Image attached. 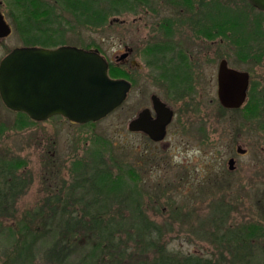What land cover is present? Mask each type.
Segmentation results:
<instances>
[{"label": "rangeland", "instance_id": "obj_1", "mask_svg": "<svg viewBox=\"0 0 264 264\" xmlns=\"http://www.w3.org/2000/svg\"><path fill=\"white\" fill-rule=\"evenodd\" d=\"M63 2L25 0L19 7L13 6L14 29L7 42L20 45L21 30L27 21L29 27L33 26L28 36L35 43L58 35L62 44L97 50L113 60L121 52L124 41L135 42L133 32L122 33L119 21L126 18L131 23L143 11L132 6L122 7L120 0L115 6L107 3L102 5L107 11L105 23L94 27L78 23ZM229 29L224 28L220 48L211 49L228 59L230 66L254 71L248 99L238 109H225L218 103L215 91L208 90L206 85L200 103L182 108L185 124H173L160 143L153 144L128 130V123L141 103L146 102L143 99L136 102L133 91L120 108L105 118L81 125L58 118L18 130L16 113L0 104V198H15L9 206L2 200L0 264H60L50 256V250L61 240L62 231L53 224L57 222L48 226V219H42L46 199L71 198L74 211L71 214L77 217L84 211L95 212L90 206L79 204L77 198H119L104 197L102 191L92 189L93 176L103 172L127 184L130 190L126 195L131 194L127 198H139L142 214L162 232L155 246L146 247L138 238L135 242L126 240L123 230L119 249H126L129 256L122 252V264H154L161 254L170 259L193 256L210 260L211 264H245L246 261L264 264V235L251 241L239 238L237 245L228 242V233L238 237L243 227L264 228L261 66L246 63L245 37L236 46L228 43L226 31ZM148 33L141 35H145V41L152 40ZM110 75L120 76L117 68H111ZM152 90L153 86L146 85L147 94ZM180 112L181 109L179 118ZM238 147L244 154L237 152ZM231 158L233 170L228 166ZM113 205L114 210L103 212L100 217L119 220L132 213L130 206ZM105 213L108 214L105 216ZM91 216L90 212L85 214L87 218ZM28 227L40 233L31 262L24 258L27 250L21 241L24 243L25 238L22 240L20 235H25ZM214 230L215 240V236L201 235ZM11 231L18 234L15 246L9 237ZM79 243H85L84 239ZM134 245L138 249L133 254ZM76 248L83 249L84 245L75 244L74 251L61 264H83L80 259L89 247L80 253L75 252ZM103 251L95 264L107 261V249Z\"/></svg>", "mask_w": 264, "mask_h": 264}, {"label": "flooded vegetation", "instance_id": "obj_2", "mask_svg": "<svg viewBox=\"0 0 264 264\" xmlns=\"http://www.w3.org/2000/svg\"><path fill=\"white\" fill-rule=\"evenodd\" d=\"M24 1L0 0V62L15 48L39 47L53 50L60 46H70L60 43L58 35L51 39H42L41 43L33 40L29 42L28 21L23 24L20 45H10L7 39L13 34L12 20L15 17L12 8L19 7ZM120 1L122 7L132 6L144 12L141 17L131 20V23L126 18L119 21L122 33L126 35L133 32L136 40L131 44L124 41L120 46L121 52L114 55V60L101 55L108 63L109 76L112 77L111 68H117L120 76L112 78L122 79L130 84L126 99L118 108L125 103L131 91L134 92L136 102L146 100L141 103L132 119L138 118L144 110H148L152 120L156 119L154 98H158L172 113V119L166 126V137L173 124H185L182 116L185 111L182 108L190 103H200L206 85L208 90L215 91L220 104L218 90L222 61L226 62L228 68L248 74L247 100L254 71L251 68L241 70L240 67L230 66L228 59L222 58L217 50L211 49L220 48L222 33L226 27L230 28L226 31L229 36L228 43L236 46L242 36L245 37L246 63L261 66L260 82L264 88V6H259L254 0ZM73 18L75 19L74 16ZM243 29L244 32L241 33ZM4 32L7 34L3 35ZM143 32H149L152 40L145 41V35L141 36ZM146 85L153 86L154 90L147 94ZM51 102L54 103V99ZM0 104L12 111L4 105L1 98ZM58 118L65 119L60 114H52L40 122H50ZM132 133L147 138L153 144L161 142L152 141L142 130Z\"/></svg>", "mask_w": 264, "mask_h": 264}, {"label": "water", "instance_id": "obj_3", "mask_svg": "<svg viewBox=\"0 0 264 264\" xmlns=\"http://www.w3.org/2000/svg\"><path fill=\"white\" fill-rule=\"evenodd\" d=\"M254 1L264 6V0ZM248 83L247 73L228 68L222 61L220 105L225 109L240 108L246 100ZM129 90L127 81L108 75V63L97 50L73 46L53 50L15 48L0 62L1 100L10 110L25 113L35 121L60 114L77 124L96 122L118 108ZM154 108L156 119L152 120L144 110L129 122L128 130H142L152 141L159 142L165 137L172 113L158 98H154ZM237 152L245 151L238 147ZM228 166L234 169L233 158L228 160Z\"/></svg>", "mask_w": 264, "mask_h": 264}, {"label": "trees", "instance_id": "obj_4", "mask_svg": "<svg viewBox=\"0 0 264 264\" xmlns=\"http://www.w3.org/2000/svg\"><path fill=\"white\" fill-rule=\"evenodd\" d=\"M66 8L71 12L75 17L78 23H83L84 25H93L94 27L102 26L107 19V11L102 7L104 4H113L114 6L118 4L119 0H63ZM33 26L30 25L31 31H33ZM32 38H30V41ZM35 41V40H33ZM19 120L16 123V129L21 130L28 127L31 124L36 123L35 121L30 120L23 113H16ZM94 170V169H93ZM92 189L95 192H100L104 194V197H119V198H77L79 204L85 205L86 207L92 208L93 211H84L79 217L74 216V211L72 210V200L71 198H47L45 208L41 212L43 214L42 219H48V226L52 222L58 227L61 228L62 233L61 240L58 239L54 243V246L50 250V256L54 257L55 260L60 262V264L66 261L67 257L70 255V252H73L76 245L83 244V249L76 248V253L83 252L88 248L87 252L83 254V257L80 261L83 264H95L99 259L102 258L101 252L105 249L107 261L103 260L104 264H122V252L125 251V255L129 256L126 253V249H119L120 243H123L122 240V231L124 230L125 239L132 240L135 242L136 238L140 239V242H144L146 247L155 246V241H159L162 235L161 229L158 226L149 222L139 207V198H127L131 194H127L130 189L127 188L125 184L120 179H112L109 172L99 173L97 176H93ZM124 194V195H123ZM123 195V196H122ZM4 204H14L15 198H0V213L2 211L3 202ZM119 203L120 208L124 205L125 207H131L132 213L128 218L125 216L120 217L119 220L114 219L113 217L103 218L100 217L103 212H108L114 210V205ZM135 205V206H133ZM73 211V212H72ZM92 213L90 218L85 217L86 213ZM72 213V214H71ZM108 213H105L106 216ZM1 223V222H0ZM43 224V225H47ZM50 224V225H49ZM55 231V230H54ZM53 231V236H54ZM49 233H52L49 231ZM59 233V232H58ZM201 234V233H200ZM15 231L9 233L10 239L14 241V246L18 244L19 238ZM22 240L25 238L24 249L27 250L24 258H27L30 262L35 257L34 254V245L36 239L39 237L40 233H37L32 227H28L25 235L21 234ZM59 235V234H58ZM201 235L217 237L215 235V230L212 233H203ZM225 235V234H223ZM228 242L233 245L239 243L238 239L242 238L246 241H251L259 236L264 235V228L259 227H243V229L238 232V237L233 236L234 234L228 233ZM242 235V236H241ZM56 236V235H55ZM62 236L64 239H62ZM219 236V235H218ZM57 237V236H56ZM79 237H82L81 239ZM40 238V237H39ZM79 238V241L76 240ZM73 239L74 244L70 242ZM84 239L85 243H79ZM220 239L219 236V241ZM240 240V239H239ZM59 242V243H58ZM92 242V245H88ZM60 246V248H58ZM136 246V245H134ZM59 249V251H57ZM70 249V250H69ZM136 249V250H135ZM133 251V254L137 251V246ZM145 247L143 248L144 251ZM104 252V251H103ZM104 254V255H105ZM168 255H160V258L154 264H211L210 260H202L198 257L193 256H184L182 258L175 257L170 259L166 257ZM169 259V260H168ZM249 262V261H248ZM247 261L245 264H249ZM128 264V263H124ZM137 264H146L145 262H139ZM213 264H218L214 263Z\"/></svg>", "mask_w": 264, "mask_h": 264}]
</instances>
